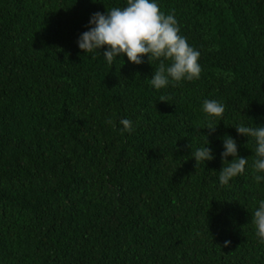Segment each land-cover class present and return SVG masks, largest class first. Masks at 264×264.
<instances>
[{
  "label": "trees",
  "instance_id": "1",
  "mask_svg": "<svg viewBox=\"0 0 264 264\" xmlns=\"http://www.w3.org/2000/svg\"><path fill=\"white\" fill-rule=\"evenodd\" d=\"M155 2L201 53L199 79L157 90L160 60L79 48L127 0H0V264H264V173L235 128L264 127V0ZM197 128L215 159L196 166ZM226 135L248 163L222 186Z\"/></svg>",
  "mask_w": 264,
  "mask_h": 264
},
{
  "label": "clouds",
  "instance_id": "2",
  "mask_svg": "<svg viewBox=\"0 0 264 264\" xmlns=\"http://www.w3.org/2000/svg\"><path fill=\"white\" fill-rule=\"evenodd\" d=\"M94 2V0H93ZM92 27L82 33L78 46L84 53L106 47L103 56L109 65L115 58L126 55L133 64L140 65L148 57V62L160 60L150 78V84L157 90L168 86L170 81L180 82L199 79L201 66L198 63L201 53L189 45L187 38L180 35V28L174 15H165L155 0H127L123 8L113 7L107 13H94L90 19ZM165 60L171 64L166 65ZM152 64V63H151ZM161 101H164L163 99ZM203 111L211 117H222L225 106L216 100H205ZM111 123V121H107ZM120 123L124 130L132 131V122L123 119ZM217 126L211 123L206 128L209 134L214 133ZM238 134L252 138L256 142L253 169L255 173H264V127H250L243 124L235 127ZM197 128L196 132L207 137L205 147L198 148L193 157L196 166L215 159L208 135ZM224 151L221 153L223 167L219 171V182L227 186L229 181L245 172L248 159L238 153L237 141L230 135L223 138ZM231 156L233 159L228 160ZM215 171V170H213ZM257 183L264 180V175H254ZM252 223L257 229V236L264 242V200L253 213ZM231 241H225L228 247Z\"/></svg>",
  "mask_w": 264,
  "mask_h": 264
}]
</instances>
